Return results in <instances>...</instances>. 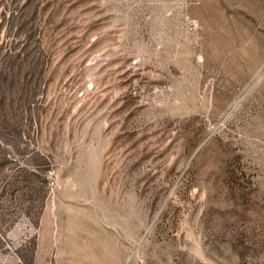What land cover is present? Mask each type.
I'll return each mask as SVG.
<instances>
[{
    "label": "rangeland",
    "instance_id": "1",
    "mask_svg": "<svg viewBox=\"0 0 264 264\" xmlns=\"http://www.w3.org/2000/svg\"><path fill=\"white\" fill-rule=\"evenodd\" d=\"M0 264H264V0H0Z\"/></svg>",
    "mask_w": 264,
    "mask_h": 264
}]
</instances>
